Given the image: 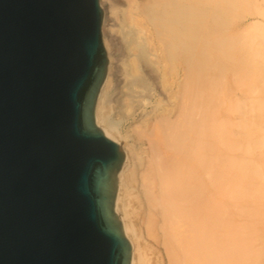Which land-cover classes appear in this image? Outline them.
Segmentation results:
<instances>
[{"label":"bare ground","instance_id":"1","mask_svg":"<svg viewBox=\"0 0 264 264\" xmlns=\"http://www.w3.org/2000/svg\"><path fill=\"white\" fill-rule=\"evenodd\" d=\"M108 7L95 118L125 153L114 209L130 264H264L263 4Z\"/></svg>","mask_w":264,"mask_h":264},{"label":"water","instance_id":"2","mask_svg":"<svg viewBox=\"0 0 264 264\" xmlns=\"http://www.w3.org/2000/svg\"><path fill=\"white\" fill-rule=\"evenodd\" d=\"M100 0H0V264H130L125 153L97 124Z\"/></svg>","mask_w":264,"mask_h":264},{"label":"rangeland","instance_id":"3","mask_svg":"<svg viewBox=\"0 0 264 264\" xmlns=\"http://www.w3.org/2000/svg\"><path fill=\"white\" fill-rule=\"evenodd\" d=\"M109 1L110 0H105L104 2V5H102V7H103V10H104V18H105V13L107 14V19L105 20L104 19V21H103V25H102V27L104 26L105 28H106V30L109 28L108 26L109 25H111V23H113V19H111V15H110V10H109V7H108V3H109ZM260 3H262L263 4V6H264V0H260ZM108 17H110V19H108ZM102 33H103V29H102ZM104 34V33H103ZM104 40V39H103ZM115 54V53H114ZM113 60H115V57H113ZM115 104V103H114ZM113 104V109H112V111L114 112H116L117 110V108L119 109V107L117 106V107H115L116 105H114ZM114 108H116L115 110H114Z\"/></svg>","mask_w":264,"mask_h":264}]
</instances>
